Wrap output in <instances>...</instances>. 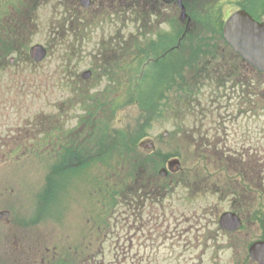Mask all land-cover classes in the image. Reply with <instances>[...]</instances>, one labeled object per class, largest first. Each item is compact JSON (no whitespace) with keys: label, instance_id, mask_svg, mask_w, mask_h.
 <instances>
[{"label":"rangeland","instance_id":"374dc122","mask_svg":"<svg viewBox=\"0 0 264 264\" xmlns=\"http://www.w3.org/2000/svg\"><path fill=\"white\" fill-rule=\"evenodd\" d=\"M25 1L30 7L33 0ZM60 1L50 0L41 7V0H38L26 19L29 28L23 34L29 40L27 43L43 44L48 51L46 58L38 61L28 51L17 54L15 43L11 45L9 39L0 42L3 44L0 47V98H3L0 105H7L2 108L3 114H11L23 104L22 113L33 118L41 113L43 126L54 123L63 130L81 125L82 118L88 116L90 119L91 128L86 131L85 127L80 128L81 143L75 152L77 163L81 164L75 165V160L56 166L59 161L56 150L41 148V153L28 156L20 146L13 157L14 161L24 163L23 167L10 171L0 166L4 175L13 178L14 194L20 198L19 194L23 193L28 198L30 225H40L41 228L74 225L81 231L86 225L83 216L87 200L91 204L86 207L94 212V216H109L108 225H111L112 220L120 219V202L116 196L123 187L121 193L134 186L130 180L137 178V172L144 177L156 171L160 177L159 169L173 157H179L183 167L190 168L192 173L197 172L194 150L191 147L188 151L187 146L199 139V132L210 135L216 132L219 123L224 124L229 138L238 142L245 136H249L250 142L264 137V108L255 106V110L247 111L244 104L252 98L264 107V73L243 67L237 69L241 62L224 43L205 42L193 34L194 30H189L188 34L204 49L199 58L210 66L208 75L201 81L200 75L193 77L191 67L185 69L189 89L187 92L170 90V98L174 92L178 93L179 100H174L175 104L166 105V93L160 97L161 103L154 110L156 116L140 137L147 122L144 116L149 110L140 106L137 97L149 88L144 82L151 75L152 62L143 59L139 63V57L134 63L130 61L133 54L129 52L134 51V42L139 40L134 19L142 15L135 7L121 6L119 10L103 9L99 13L82 6L76 9L75 4L67 3L68 7L57 5ZM70 1L74 3V0ZM16 5L24 9V0H16ZM4 12L0 10V13ZM13 14V17L17 14L16 9ZM6 18L8 20L3 21H7L11 29L20 30L22 17ZM150 27H155L154 22ZM175 35L163 33L153 43L161 45L167 40L172 43ZM213 44L220 49L211 57L206 51L212 49ZM123 57L126 58L121 64L125 65L124 68L115 66L110 75L102 76L106 64H117ZM183 60L188 61V58ZM87 70H91L92 75L89 80H84L82 73ZM231 71L235 72L230 74ZM217 75L226 79L224 85L219 84ZM6 92H9L8 99ZM253 113L255 117L250 120L249 115ZM102 124L106 128L103 129ZM118 130L121 135L124 132L130 141L126 153V147L117 153L108 150ZM166 131L168 134L164 136ZM86 132L90 134L87 140ZM43 137L48 136H43L41 130V140ZM145 140H151L154 149L140 146ZM139 167L143 169L139 170ZM186 174L187 171L173 174L172 195L163 206L159 203L154 208L158 216L162 210L166 212V216L158 217L161 220L157 221L154 230L145 231L155 240H148L141 246H138L141 242H134L137 246L133 253L139 251L140 264H253L250 263L247 243L262 234L258 223L264 203L254 194H245L233 202L224 201L225 196L216 194L215 186H208L206 194L196 193L191 187L188 191L181 183ZM48 199H51L50 204L40 216L37 210L42 209L43 202ZM230 206L239 207V211L251 216L249 220L245 218L247 228L233 235L224 234L218 224L220 214ZM105 210H110V214ZM114 228L113 241L108 242L111 248L118 241L117 228ZM110 236L113 235L110 233ZM123 245L120 241L118 248ZM98 247L99 243L95 244L94 251ZM110 247L106 245L107 257L113 258L114 251H109Z\"/></svg>","mask_w":264,"mask_h":264},{"label":"flooded vegetation","instance_id":"af4514ba","mask_svg":"<svg viewBox=\"0 0 264 264\" xmlns=\"http://www.w3.org/2000/svg\"><path fill=\"white\" fill-rule=\"evenodd\" d=\"M49 2L50 0H41L43 5ZM59 3L66 6L67 3L75 4L76 9L83 6L88 11L96 9L99 13L103 12V9L119 10L121 6L125 8L135 7L138 14L142 15L135 19L138 24L147 25L155 21L170 26V21L175 20L184 27L186 33L189 30L196 32L202 20L212 15V23L207 25L221 24L224 20L223 10L225 9H234V11L246 9L257 20L264 21V0H74V3H71L70 0H61ZM29 5L24 0V9H21L17 7L14 0H0V10L5 11L0 13V42L6 39L15 41L17 54L25 53L28 46L25 40L26 36L23 33L28 29L26 19L29 18ZM14 9L22 11H17L13 17ZM183 10L186 14L184 19L181 18ZM216 10L219 12L211 13V11ZM8 16L13 19L18 18V16L22 17L20 30L11 29L7 21H3L8 20L6 18ZM8 30H10L9 33ZM206 37L208 39L217 38L218 34L211 33ZM212 46L213 49H209L208 52L210 55H215V51L219 50L220 46L215 44ZM152 52L150 50L149 54ZM209 69L210 67H204L201 73L203 75L208 74ZM233 72L235 71L229 73ZM219 77L224 78L223 76ZM6 94V99H8L9 92ZM2 100L3 98H0V104ZM244 104L247 106V111L255 110V106L264 108L252 98L247 99ZM4 106L7 105H0V166H5L4 168L10 171L16 167H23L24 163L20 160L14 161L13 157L20 146H22L21 150H24L28 156L34 152L41 153V148L49 147L56 150L58 155L56 159H59L56 166H60L64 161L74 163L75 160V165L81 164L80 162L77 163L75 152L81 143L79 141L81 139L79 136L80 128L85 127V131L91 128L88 114H86L85 119L82 118L81 125L77 124L70 130H63L62 127L54 125V123L43 126L44 120L41 121V113L36 118L22 113L23 104L19 109L13 110L11 114L2 113ZM249 116L252 120L255 114ZM223 125V123H219L216 132L211 135L207 132H199V139L187 146L188 151L191 150V147L194 150V160L196 159L195 161L198 163L197 172L192 173L190 168H185L182 164L177 171L168 172L162 177L157 176L156 171L144 177L140 175V172H137V178L134 177L133 180H130L134 186L126 188L128 192L121 193L123 187L116 196L120 202V219L112 220L111 225H108L109 216H103V214L102 216H94V212L86 207L88 203L91 204V201L87 200L83 216L86 225L81 231H79L78 226L74 225L59 226V228H41L40 225H30L28 198L23 196V193L19 194L21 195L20 198L14 194L13 178L4 175L3 168H0V264H136V262L140 264L139 251L133 253L135 246H137L134 242H141L138 243V246H141L148 240L151 242L155 240L145 231L154 230L157 221L161 220L159 218L166 216V212L163 210L162 214L158 216L157 210L154 208L159 203L163 206L164 201H167L168 197L172 195L174 190L172 176L177 172L184 174L187 171L186 178L182 179L181 183L188 191L193 188L196 193L203 192L206 194L208 193V189H206L208 186H215L216 194L225 196L224 201L233 202L245 194L247 196L254 194L257 199L264 203V137L252 139L250 142L248 141L249 136H245L238 142L237 139L229 138L227 129L223 128ZM41 130L43 136H48L43 137L42 140ZM89 136L90 134L86 132L85 140ZM122 148L124 149V147ZM90 150L92 149L90 148ZM141 169L143 168L139 167V170ZM177 185L178 180L175 186ZM50 200L43 202L42 209L41 207L38 208L37 212L40 216L41 212L45 211L47 205L50 204ZM229 210L237 212L243 220L250 217H247L243 211H239V207L230 206ZM105 211L110 214V210ZM96 212L99 213V211ZM262 215V219L258 223L262 229V234L258 237L261 238L260 241H264V207ZM162 224L163 222L159 225ZM247 225L246 223V228ZM114 227L117 228L118 241L114 248H111V243L108 244V242L113 241ZM48 228L52 231H49ZM220 230L224 234L233 235L235 233L223 228ZM94 233L96 234L94 235ZM110 233L113 236H110ZM120 241L124 245L118 248ZM97 243H99V247L97 251H94ZM126 244L128 245L125 246ZM106 245H109V251H114L113 258L107 257Z\"/></svg>","mask_w":264,"mask_h":264},{"label":"trees","instance_id":"16d2710c","mask_svg":"<svg viewBox=\"0 0 264 264\" xmlns=\"http://www.w3.org/2000/svg\"><path fill=\"white\" fill-rule=\"evenodd\" d=\"M211 27L218 28L216 30H213L212 32L216 34H220L221 36L220 26H209V25L204 26V28L206 29L211 28ZM207 35H209V33H207ZM204 38L205 39L204 40L202 39V40L206 41L207 37H204ZM173 43H175L174 39L172 43H169L166 41L164 44L161 45V47L155 46L154 43H152L149 46V49L153 51L152 53H155V54L153 55L146 54L145 56H142V57L139 56L141 58L139 63H141L143 59H148L152 62L151 63L152 64L151 75H149L150 73H148L149 76L144 82L148 85L149 88L145 92L140 93V95L137 97L140 101L139 102L140 106L149 110V114L144 116L145 119H147V122L143 125V130H141L140 132V137L144 134L143 132L144 128L146 127L147 129L148 127L151 126V122L153 118L156 116L155 115L156 112H154V110H156L157 105L161 103V98L164 96L165 93L167 95L171 89L184 91V92H187V90L189 89V86L187 85V83H189L188 82L189 78L186 75L187 70L185 69L191 67L193 70V73L199 72V74H201L203 68L205 66H208L206 65L207 62L203 61L204 59H202V57L199 58L198 50H201L203 48L201 44L195 46L196 49L193 50L195 52L193 51L190 52V53H196L197 55H190V54L187 56L181 55L182 53L179 51L181 49L180 46L173 48V49H179V50H172L167 53H163V52L168 51L169 45ZM193 46H194L193 44H182L181 45V47L184 48L185 50L191 49L193 48ZM156 47L160 49L163 48L162 53H160ZM185 57L188 58V61L183 60ZM195 57H198V58H195ZM179 58H182V59L177 60ZM135 67L136 65L134 66L133 70L135 69ZM133 81H134V78H133ZM172 95H176L177 96L176 99L179 100L178 93L174 92ZM146 129H145V133H146ZM119 136L117 138V141H114V148L118 150L117 146L119 145H122L127 148L130 144V141H127L124 132L121 138H119ZM134 141L136 143L137 136L134 137Z\"/></svg>","mask_w":264,"mask_h":264},{"label":"water","instance_id":"95a60500","mask_svg":"<svg viewBox=\"0 0 264 264\" xmlns=\"http://www.w3.org/2000/svg\"><path fill=\"white\" fill-rule=\"evenodd\" d=\"M224 36L235 51L259 70L264 71V22H257L245 10L237 11L227 20ZM32 54L35 58L42 59L46 55V50L43 46L36 45L32 48ZM142 145L152 146L145 142ZM179 164V160H171L169 168L174 170ZM161 172L165 174L166 169H162ZM220 223L223 228L229 230H236L241 226V220L231 213L223 214ZM250 252L252 257L264 264V242L254 243Z\"/></svg>","mask_w":264,"mask_h":264}]
</instances>
